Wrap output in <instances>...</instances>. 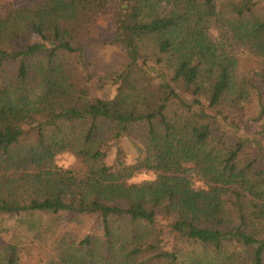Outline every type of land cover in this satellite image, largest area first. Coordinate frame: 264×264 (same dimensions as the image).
<instances>
[{"label": "trees", "instance_id": "obj_1", "mask_svg": "<svg viewBox=\"0 0 264 264\" xmlns=\"http://www.w3.org/2000/svg\"><path fill=\"white\" fill-rule=\"evenodd\" d=\"M111 2L0 14V215L91 217L60 264H264V0H126L98 43L125 61L100 72L86 54Z\"/></svg>", "mask_w": 264, "mask_h": 264}, {"label": "rangeland", "instance_id": "obj_2", "mask_svg": "<svg viewBox=\"0 0 264 264\" xmlns=\"http://www.w3.org/2000/svg\"><path fill=\"white\" fill-rule=\"evenodd\" d=\"M36 0H0V14L12 7L33 4ZM126 0H112L106 14L101 15L100 26L93 39L88 42L86 61L92 62L98 71L113 69L125 61L123 50L117 45L101 47L98 43L114 35L116 21L123 13ZM214 40L220 39L221 32L210 31ZM228 49L238 59V69L246 75L259 70L252 52L241 44L225 37ZM97 45V46H96ZM129 156V151L128 154ZM113 159V157H112ZM131 158L128 157V160ZM56 163L62 168L74 171H86L88 164L71 152H62L56 156ZM155 177L152 171H141L131 177V183H141ZM195 187L201 182L194 180ZM93 219L85 215L21 214L0 215V264H5L8 254L14 251L15 264H60L59 253L64 248H73L78 240L89 230Z\"/></svg>", "mask_w": 264, "mask_h": 264}]
</instances>
